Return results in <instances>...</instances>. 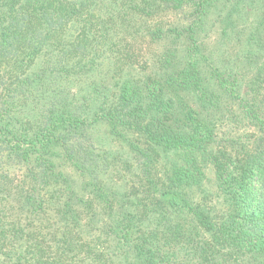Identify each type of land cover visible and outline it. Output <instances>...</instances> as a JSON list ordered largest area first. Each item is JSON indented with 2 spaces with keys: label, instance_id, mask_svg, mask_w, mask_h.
<instances>
[{
  "label": "trees",
  "instance_id": "obj_1",
  "mask_svg": "<svg viewBox=\"0 0 264 264\" xmlns=\"http://www.w3.org/2000/svg\"><path fill=\"white\" fill-rule=\"evenodd\" d=\"M0 264H264V0H0Z\"/></svg>",
  "mask_w": 264,
  "mask_h": 264
},
{
  "label": "rangeland",
  "instance_id": "obj_2",
  "mask_svg": "<svg viewBox=\"0 0 264 264\" xmlns=\"http://www.w3.org/2000/svg\"><path fill=\"white\" fill-rule=\"evenodd\" d=\"M234 39H236V38H234ZM233 39V40H234ZM232 39L231 40H228V42H231V41H233ZM236 49L237 48H231V49H229V51H228V53L233 57V58H235V56H236ZM228 125H231L230 123H227ZM226 124V125H227ZM225 126V128H224V130H226L225 131V134H228V136L229 137H237V136H246L247 138H249L250 136L249 135H251L253 132H252V130L251 131H248V130H245V129H250L251 127H249V128H245V127H240L239 126V128H241V131H240V129H238V130H234V129H232L231 128V126ZM252 129V128H251ZM240 131V132H239ZM239 132V133H238ZM251 138H253V137H251ZM121 148V146L118 144V143H113V150H116V149H120Z\"/></svg>",
  "mask_w": 264,
  "mask_h": 264
}]
</instances>
